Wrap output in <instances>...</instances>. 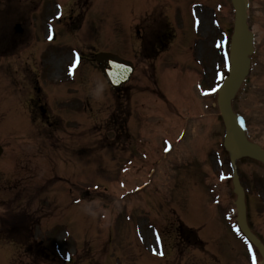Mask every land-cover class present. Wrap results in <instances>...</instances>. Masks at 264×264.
Segmentation results:
<instances>
[{
  "label": "rangeland",
  "instance_id": "374dc122",
  "mask_svg": "<svg viewBox=\"0 0 264 264\" xmlns=\"http://www.w3.org/2000/svg\"><path fill=\"white\" fill-rule=\"evenodd\" d=\"M169 1L159 0L158 4L149 3L137 10L133 9V3L139 8V0H0L2 36L10 38L15 45L13 49H17L13 56L0 59V144L3 146L0 237L6 238L11 222H17L18 237L24 238L27 227H31L36 238L35 245L21 246L20 250L11 247L9 252L0 246V264L14 251L21 253L24 260L25 254L33 251V255L43 256V264H248L244 244L229 228L231 223L235 224L236 210L228 179L231 169L227 155L221 152L224 128L216 107V94H205L206 89L218 83L214 75L216 70H221V59L213 42L220 38V31L226 32L229 38L233 20L230 0H193L189 2L188 14L177 18L180 20L177 23L173 21L177 9L167 6ZM179 2L175 0L176 4ZM159 4L158 9L165 17L161 16L158 24L168 25L166 29L175 35L178 32L176 49L175 37L166 53L153 49L147 53L132 30L137 24L135 18L152 12L153 6ZM248 8V23L255 34V43L263 38L260 44H255L257 53L252 58V71L233 106L243 121L247 137L264 148V0H249ZM71 13L75 16L73 22L69 21ZM123 14L135 20H124ZM193 18L200 21L198 35L190 27ZM215 22H219V29L214 27ZM17 25L23 31H18V36L13 32ZM50 26L61 33L57 34L51 49L45 45L50 43L46 39ZM75 26L79 28L76 31L79 35L65 34ZM2 45L5 53V43ZM79 47L83 60L71 76L70 49ZM101 50L138 62L130 83L122 89H111L92 61V54ZM142 54L147 58L145 63L157 67L164 59L169 60L165 58L168 55L178 63V67L159 73L170 88L161 90L168 104L159 100L164 107L172 104V112L166 109L168 121L163 109H154L158 90L162 88L157 81L159 71L157 67L156 71L145 69L140 62ZM197 84L201 88L199 92ZM37 109L51 117L45 129L50 126L53 134L50 138L45 136L50 147L42 155L34 150L38 141L30 139L28 117L32 128L37 130L43 126L41 120V124L32 121ZM173 109L194 120L177 119L178 130L174 134L185 127L182 140L177 143L171 140L172 150L167 159L163 160L162 167L156 166L153 160L163 156L161 139L173 137L172 131L166 129L169 125L165 124L176 117ZM146 114L152 117L147 118ZM125 117L128 125L133 123L127 145L122 137L128 133L125 135L121 127ZM150 119L163 123V126L156 122L148 125L155 144L148 130L134 132L141 120L149 123ZM194 130L197 138L207 139V148L201 150L195 145ZM207 150H210L208 160L212 165L204 161L205 156L200 163L202 151L205 154ZM218 157L220 165L216 162ZM187 163L192 167H182ZM196 166L205 176L207 187L203 188L199 209L197 205L195 209L190 206L192 195L189 196L194 179L199 181L198 176L192 177ZM242 168V178L251 193L255 179L250 173L256 171L254 177L264 176V169L249 161L242 162ZM184 175L192 179L183 178ZM83 192L87 193L79 202ZM250 196V217L253 223L259 217L256 228L263 234L264 209L254 213L256 199L252 193ZM70 199L78 202L74 204L80 209L65 207V218L63 208ZM193 200L199 201L197 196ZM260 202L264 205V195ZM204 203L214 215L208 207L201 206ZM83 208L98 214L90 212L89 217ZM200 212L202 216L198 218ZM224 216L227 223L222 221ZM177 221L197 225L202 230L207 240L204 246L212 255L209 256L212 262L199 250L184 249L181 238L175 237ZM203 223L214 230L218 244L206 238ZM151 226L162 235L166 255L161 259L149 252L154 248ZM52 232L55 233L51 235Z\"/></svg>",
  "mask_w": 264,
  "mask_h": 264
},
{
  "label": "water",
  "instance_id": "95a60500",
  "mask_svg": "<svg viewBox=\"0 0 264 264\" xmlns=\"http://www.w3.org/2000/svg\"><path fill=\"white\" fill-rule=\"evenodd\" d=\"M235 10V28L230 45L231 70L229 77L218 89V106L226 127L224 146L230 152V160L240 156H250L264 162V152L256 145L248 143L240 126L236 122L235 115L230 107V100L234 96L239 83L244 76L248 60L247 55L251 52V35L245 24L247 0H232ZM96 60L107 81L113 87L124 83L132 71L130 63L121 60L112 54H98ZM233 184L237 193V208L239 225L245 235L258 247L264 259V249L260 243L248 232L244 221L243 193L239 186L236 173H234Z\"/></svg>",
  "mask_w": 264,
  "mask_h": 264
},
{
  "label": "snow or ice",
  "instance_id": "6c2138e0",
  "mask_svg": "<svg viewBox=\"0 0 264 264\" xmlns=\"http://www.w3.org/2000/svg\"><path fill=\"white\" fill-rule=\"evenodd\" d=\"M49 40H51L52 39V36L51 35H49ZM205 94H207V93H205ZM165 144L167 145L166 147H165V149H164V151H170V145H168L167 144V142H165ZM221 178H223V177H221ZM253 264H255V259H253Z\"/></svg>",
  "mask_w": 264,
  "mask_h": 264
}]
</instances>
